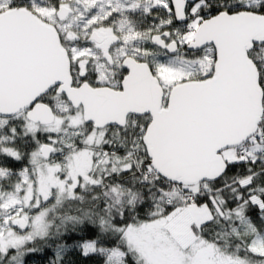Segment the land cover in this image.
<instances>
[{
    "label": "snow or ice",
    "instance_id": "1",
    "mask_svg": "<svg viewBox=\"0 0 264 264\" xmlns=\"http://www.w3.org/2000/svg\"><path fill=\"white\" fill-rule=\"evenodd\" d=\"M264 264V0H0V264Z\"/></svg>",
    "mask_w": 264,
    "mask_h": 264
},
{
    "label": "trees",
    "instance_id": "2",
    "mask_svg": "<svg viewBox=\"0 0 264 264\" xmlns=\"http://www.w3.org/2000/svg\"><path fill=\"white\" fill-rule=\"evenodd\" d=\"M29 264H39V257H34L29 261Z\"/></svg>",
    "mask_w": 264,
    "mask_h": 264
}]
</instances>
